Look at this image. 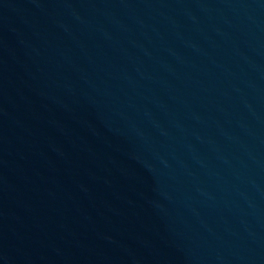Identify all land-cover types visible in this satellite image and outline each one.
Returning a JSON list of instances; mask_svg holds the SVG:
<instances>
[{"label":"water","instance_id":"95a60500","mask_svg":"<svg viewBox=\"0 0 264 264\" xmlns=\"http://www.w3.org/2000/svg\"><path fill=\"white\" fill-rule=\"evenodd\" d=\"M0 264H264V0H0Z\"/></svg>","mask_w":264,"mask_h":264}]
</instances>
